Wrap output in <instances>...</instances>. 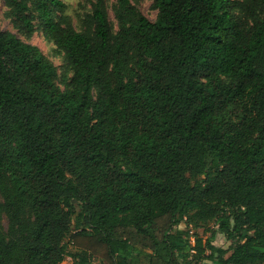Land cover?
<instances>
[{"label": "trees", "instance_id": "16d2710c", "mask_svg": "<svg viewBox=\"0 0 264 264\" xmlns=\"http://www.w3.org/2000/svg\"><path fill=\"white\" fill-rule=\"evenodd\" d=\"M2 1L0 264H264V0Z\"/></svg>", "mask_w": 264, "mask_h": 264}, {"label": "rangeland", "instance_id": "374dc122", "mask_svg": "<svg viewBox=\"0 0 264 264\" xmlns=\"http://www.w3.org/2000/svg\"><path fill=\"white\" fill-rule=\"evenodd\" d=\"M65 4L62 17L67 20L75 29L84 30L85 27L82 23V18L86 13L91 10L90 3L88 0H61ZM136 8L147 17L148 20L154 21L157 11L152 7V0H132ZM115 0H106V6L108 11L109 21L111 23L112 29H116V22L113 16V5ZM7 7L4 5L3 1L0 0V30H7L15 33L22 40L36 45L45 57L55 65L57 70L56 83L61 88H65V83L71 76V72L68 69L67 62L64 53L59 50L52 42V40L46 36L38 21H35V31L29 37L19 33L15 28L12 27L11 21L6 14ZM0 225L4 230L7 228V219L2 215L0 220ZM214 232L213 244L217 247L227 249L231 247L234 240L228 239L223 233L217 229L215 223H211L209 226ZM178 229H187L188 227L184 222H180L177 226ZM194 230L191 229L190 234ZM198 233H202L208 236L210 232H204L202 229L196 230ZM192 239V237H190ZM71 259L65 257L63 264H69Z\"/></svg>", "mask_w": 264, "mask_h": 264}, {"label": "crops", "instance_id": "0c3cea01", "mask_svg": "<svg viewBox=\"0 0 264 264\" xmlns=\"http://www.w3.org/2000/svg\"><path fill=\"white\" fill-rule=\"evenodd\" d=\"M67 258H69V259H70V257H67Z\"/></svg>", "mask_w": 264, "mask_h": 264}]
</instances>
